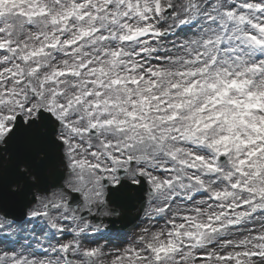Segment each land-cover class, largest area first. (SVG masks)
Masks as SVG:
<instances>
[{"label":"snow or ice","instance_id":"obj_1","mask_svg":"<svg viewBox=\"0 0 264 264\" xmlns=\"http://www.w3.org/2000/svg\"><path fill=\"white\" fill-rule=\"evenodd\" d=\"M0 264H264V0H0Z\"/></svg>","mask_w":264,"mask_h":264}]
</instances>
